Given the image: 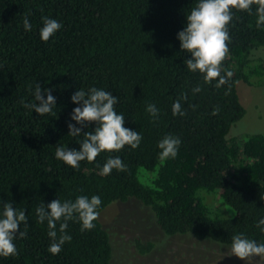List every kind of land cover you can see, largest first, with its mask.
Wrapping results in <instances>:
<instances>
[{
  "label": "trees",
  "instance_id": "1",
  "mask_svg": "<svg viewBox=\"0 0 264 264\" xmlns=\"http://www.w3.org/2000/svg\"><path fill=\"white\" fill-rule=\"evenodd\" d=\"M197 3L0 0V218L3 202L28 216L27 236L14 240L19 255L0 256V264H111L110 237L99 218L95 228L85 231L78 219L68 221L71 241L58 255L48 251L53 242L48 223L38 222L36 208L55 199L74 202L82 195L101 198L99 213L114 201L133 198L150 208L166 235L191 234L232 245V237L243 233L264 243V232L256 226L264 218V133L227 137L245 114L237 82L264 84V59L252 56L264 46V25L257 27L256 5L250 13L233 10L221 72L233 75L217 88V81L206 84L204 74L187 68L191 54L178 39ZM25 16L31 31L24 29ZM43 17L62 24L47 42L40 38ZM36 83L45 99L43 89L56 97L54 115L40 116L21 103L34 102ZM92 87L118 98L114 107L125 117L124 126L142 140L135 149L101 152L94 162L84 160L72 168L55 152L61 146L80 149L84 135L68 134V124L76 123L72 111L80 106L71 96ZM196 87L201 91L194 93ZM177 100L183 116L173 115ZM148 104L159 109L158 117L146 111ZM217 107L219 114L213 115ZM167 135L179 137L181 144L175 158L161 160L158 145ZM117 156L126 170L101 175L108 158ZM220 201L233 211L231 217L222 216ZM136 244L140 252L152 246Z\"/></svg>",
  "mask_w": 264,
  "mask_h": 264
},
{
  "label": "clouds",
  "instance_id": "2",
  "mask_svg": "<svg viewBox=\"0 0 264 264\" xmlns=\"http://www.w3.org/2000/svg\"><path fill=\"white\" fill-rule=\"evenodd\" d=\"M253 5H256L258 15L257 27L264 25V0H198L189 14H187L186 27L178 33L180 47L191 54V58L186 60L187 68L192 72L204 74V82L211 84L217 81L215 87L220 88L228 83L233 73L228 71L226 75H221L223 61L228 57V42L231 37L228 25L233 20V10L251 12ZM43 27L40 29V38L44 42L55 35L62 27V24L49 17H43ZM25 31H31L32 25L27 16L23 21ZM2 67V65H0ZM201 88L196 87L193 92H200ZM228 91H230V86ZM47 93L45 99L42 94L41 85L36 83L33 92L34 102L21 103L25 108L35 110L40 116L53 114L56 106V97L52 95L51 89H43ZM227 94V92L225 93ZM183 99H187L185 93ZM73 103L80 106L75 107L71 114V120L76 123H69V135H84L85 139L80 143L79 150L68 149L63 146L58 147L55 152L57 159L62 160L72 168H79L81 161L94 162L101 152H119L125 146L135 149L139 147L142 136L137 131L125 127V117L118 114L115 105L118 98L111 92L92 87L87 92L83 89L77 90L72 96ZM39 101V103H36ZM195 107V106H193ZM146 111L153 117H158L159 109L154 104H148ZM219 107L213 110V115L219 114ZM173 115H185L179 100L172 106ZM95 124L94 131H83L88 125ZM79 125V127H77ZM181 144L179 137L172 135L165 136L159 142L161 149L160 158L166 160L175 158ZM125 171L126 165L120 157H109L103 165L101 175H110L112 170ZM102 200L99 196H79L75 201H64L55 199L49 204L41 203L36 208V216L39 223L47 220L49 232L52 239L48 251L53 255H58L62 251L65 242H70L72 237L67 234L68 221L78 219L82 222L81 231L95 228V223L99 218V207ZM48 209V210H46ZM57 222H60L59 236L57 232ZM25 226L24 231H20V226ZM28 216L24 210L13 208L12 202H3L2 218H0V256L16 257L19 255L14 240L19 236H27ZM257 228L264 232V218L257 222ZM241 260L251 264L255 257L264 260V243H257L253 239L244 236L243 233L232 237L231 254Z\"/></svg>",
  "mask_w": 264,
  "mask_h": 264
},
{
  "label": "rangeland",
  "instance_id": "3",
  "mask_svg": "<svg viewBox=\"0 0 264 264\" xmlns=\"http://www.w3.org/2000/svg\"><path fill=\"white\" fill-rule=\"evenodd\" d=\"M254 51L252 56L264 59V46ZM236 89L245 114L231 125L227 137L264 133V84L250 86L238 81ZM220 204L222 216L231 217L233 211L224 202ZM99 220L110 237L111 264H247L230 255L231 245L191 234L166 235L156 224L150 208L133 198L110 203L100 212ZM137 241L151 242L152 246L140 252ZM251 264H264V260L255 257Z\"/></svg>",
  "mask_w": 264,
  "mask_h": 264
}]
</instances>
